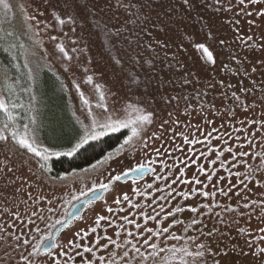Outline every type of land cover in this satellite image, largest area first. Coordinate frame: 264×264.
<instances>
[{
  "label": "rangeland",
  "instance_id": "obj_1",
  "mask_svg": "<svg viewBox=\"0 0 264 264\" xmlns=\"http://www.w3.org/2000/svg\"><path fill=\"white\" fill-rule=\"evenodd\" d=\"M10 1L22 40H28L24 52L33 74L47 66L60 76L67 115L80 124L81 138L104 123L129 134L93 164L54 175V155L41 167L44 162L20 141L54 152L44 142L67 126L61 92L41 88L29 119L1 101L6 116H0V137L7 139H0V264H25L21 254L32 264H51L50 258L56 264H264V233L258 230L264 227V18L240 11L239 0H201L197 8L184 0ZM244 7L254 13L257 6ZM141 165L153 171L114 179ZM101 185L108 191L56 239L63 247L42 253L71 205ZM169 212L182 223H173ZM145 225L153 231L169 227L152 241L158 256H149L152 249L142 243ZM76 232H88L82 242L93 248L91 254L80 249L83 261L67 246ZM105 236L120 247L103 248ZM24 240L30 243L21 247Z\"/></svg>",
  "mask_w": 264,
  "mask_h": 264
},
{
  "label": "trees",
  "instance_id": "obj_2",
  "mask_svg": "<svg viewBox=\"0 0 264 264\" xmlns=\"http://www.w3.org/2000/svg\"><path fill=\"white\" fill-rule=\"evenodd\" d=\"M10 2V0H0V103L5 101L14 105L18 117L29 119L34 104L40 102V98L36 100L35 94L41 88L42 92L45 90L60 91L62 109L68 123L67 126H62L58 130L59 134H56L52 140L48 139L49 142L46 140L44 144L59 153H65L77 144L82 146L73 156L54 155L50 163V173L60 175L87 167L121 145L128 136L129 130L120 128L83 143L84 138H81L80 124L72 113L68 112L71 119L67 115L65 107H70V104L60 76L47 66L40 67L38 75L37 73L33 74L24 52V44L28 40H22L24 35L17 24L16 13L14 10L12 11ZM200 3L201 0H195L193 8H197ZM56 94L59 95L57 92ZM51 95L52 93L50 97L53 98ZM3 112L5 111L0 108V116H6ZM53 117L56 118V116ZM42 141H44L43 138Z\"/></svg>",
  "mask_w": 264,
  "mask_h": 264
},
{
  "label": "snow or ice",
  "instance_id": "obj_3",
  "mask_svg": "<svg viewBox=\"0 0 264 264\" xmlns=\"http://www.w3.org/2000/svg\"><path fill=\"white\" fill-rule=\"evenodd\" d=\"M246 2L248 4H250V5L257 6L254 13L253 12H249L248 9L244 7V4ZM184 5L189 6V7H194L195 6V0H184ZM239 6H240V11H242L246 15H249V16L259 15L262 18H264V11L260 10L261 8H264V4H261V0H239ZM229 10H231V9H229ZM60 23L63 24L64 21L61 20ZM249 23L251 24L252 21H249ZM249 39H251V37H249ZM198 47L201 48L203 51H205L207 53L209 59H212V57H213L212 52H210L204 45L201 44V45H198ZM212 62L214 63L215 60L212 59ZM260 67L264 68V60H262L260 62ZM251 71L252 72H256L257 71V67H253L251 69ZM232 96L236 100H239V97L236 96L235 92L232 93ZM241 107H247V106L246 105H241ZM0 108H4V105L2 103H0ZM143 119L149 120V117H143ZM98 127L100 128V131L95 133V134L90 133L89 137H86L84 139L83 143H87L88 142V138L97 139V138H99L100 135H104L105 133H104L103 130L106 129V128H109L112 131H117L118 130V127L115 124H109V123L98 124ZM161 127L162 128L164 127L163 123H162ZM261 127H264V124H262ZM166 134L167 133L165 131L163 133V135H166ZM161 138H163V136ZM0 139H7V138L6 137H0ZM184 139L187 140V137H185ZM20 144H22L25 148L30 149L35 154L36 157H39L44 162V164L41 165V167H43V166H45L47 164V162L51 159L52 155L73 156L75 154V152L82 146L81 144H77L74 148H72L71 150H69V151H67L65 153H59V152H55L54 153V152H51L48 149L38 150L37 148L33 147L31 145V143H29L27 140H21ZM249 144H251V141H249ZM145 146L147 147V144ZM229 151L231 152V149H229ZM241 155L242 156L243 155H247V153H241ZM142 170H143V165L140 166V171H142ZM114 179L118 181V180H120V176H115ZM196 183H201V182L200 181H196ZM101 187H107V185H101ZM26 195H30V193H28ZM202 195L208 196L209 193L208 192H203ZM212 195H215V193H212ZM128 199L129 198H128L127 195L123 196V200L127 201ZM116 203L117 204L120 203L119 199L116 200ZM107 211L108 212H112L113 209L111 207H109ZM184 211H185L184 208H176V212L183 213ZM189 211L191 213H197L198 209L196 207H191L189 209ZM33 215H35V213H33ZM168 216L172 217L173 223H182L181 221H177L176 220V217L174 216L173 213L169 212ZM148 218L151 219V220L156 219V217H153V216H149ZM98 219L99 220H105V217L104 216H100V217H98ZM125 219H127V217H125ZM166 219H167V217H166ZM192 223L195 225V224L200 223V222H198L196 219L193 218ZM137 227L140 228L139 225H137ZM258 230L261 233H264V227H260ZM37 231H39V229H37ZM140 231H141V235H142V243H143V245L146 247V249H152V251L149 252V256H158L159 252L156 251L158 246L155 243H153L152 241H153L154 237H158V236H162L164 234H168L169 233V227L165 226V227L161 228L158 231H153V228H149V227H147V225H145L143 228L140 229ZM91 232L93 234H95L96 233V228L93 227L91 229ZM145 233H147V235H145ZM201 234L203 235V233H201ZM116 235H119V233H117ZM127 235L128 236H132L133 239H135V236H134V234L132 232H128ZM207 235L209 237H211L213 235V232L209 231L207 233ZM88 237H89V233L88 232H84L83 234L81 232H76L74 234V236L67 241L68 249H74L75 250V255L81 256V261L84 260V257L81 255V252H80L81 248H83V251L86 252V253L91 254L93 252V248L90 245L89 246H84L83 245V242H82L83 239H86ZM77 238H80V240H81L80 243L76 242ZM102 238L107 241V243L102 245L103 248L107 249L109 244H111L112 246H114L116 248L120 247V244H118L117 241L114 240L111 236H105V237H102ZM171 238L172 239H177V237H175V236H172ZM262 239H264V236H262ZM16 241H17V243H20V236L19 235L16 236ZM29 243L30 242L28 240H24L22 242V244H20V246L23 247L24 245H28ZM54 243L55 242L51 240V237H49L48 238V242L44 246L48 247V248H52L54 246ZM95 243H96L98 248L101 247L99 239H95ZM127 243L132 244V241H127ZM245 243L247 244V243H249V241L245 240ZM90 244H91V241H90ZM55 247L57 249H59V248H62L63 245H55ZM200 247L201 248H205V245L202 244V245H200ZM131 251L136 253V254L143 255L141 253L140 248L137 247L136 244H132ZM160 251H163V249H161ZM261 253L264 254V249H261ZM63 255L68 256L67 249H65V251L63 252ZM196 255L200 256V257H203L204 253L203 252H197ZM212 255L214 257L215 253H212ZM128 257H129V251L126 250V251L123 252V258H128ZM21 259L25 261V264H32V262L29 259L28 255L21 254ZM99 259L100 260H104L105 258L103 256H101V257H99ZM50 262H51V264H56V261H55L54 258H50ZM64 264H67V261H65ZM87 264H96V262L94 260L89 259L87 261ZM113 264H114V262H113ZM214 264H218V262L214 260Z\"/></svg>",
  "mask_w": 264,
  "mask_h": 264
},
{
  "label": "water",
  "instance_id": "obj_4",
  "mask_svg": "<svg viewBox=\"0 0 264 264\" xmlns=\"http://www.w3.org/2000/svg\"><path fill=\"white\" fill-rule=\"evenodd\" d=\"M152 171H153V166L151 165H143L142 171H140V166H138L136 168H133L125 172L122 176H120V181H125L130 178L140 179L146 176L147 174L151 173ZM108 189H109L108 186L103 188H97L91 191L90 193L86 194L85 196L76 200L69 208L66 219L63 222L59 223L54 228L50 236L51 240L56 243V239L60 235L61 231L66 227H68L76 218L81 217L87 205L93 200L100 199L108 191ZM47 242H48V238L44 240V242L41 245L40 251L42 253L50 251L55 246L54 243V246L52 248L45 247L44 245Z\"/></svg>",
  "mask_w": 264,
  "mask_h": 264
}]
</instances>
